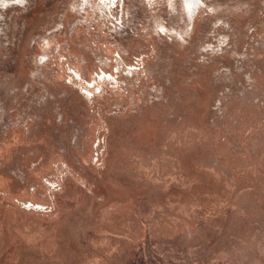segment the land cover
Wrapping results in <instances>:
<instances>
[{
  "label": "rangeland",
  "instance_id": "rangeland-1",
  "mask_svg": "<svg viewBox=\"0 0 264 264\" xmlns=\"http://www.w3.org/2000/svg\"><path fill=\"white\" fill-rule=\"evenodd\" d=\"M12 1L0 264H264V0Z\"/></svg>",
  "mask_w": 264,
  "mask_h": 264
},
{
  "label": "bare ground",
  "instance_id": "bare-ground-1",
  "mask_svg": "<svg viewBox=\"0 0 264 264\" xmlns=\"http://www.w3.org/2000/svg\"><path fill=\"white\" fill-rule=\"evenodd\" d=\"M188 1V0H187ZM190 1H192V0H190ZM2 5H5L6 7L7 6H10V5H15V2L14 1H12V0H7L6 2H5V4H0V6L1 7H3ZM113 7H116L114 4L112 5ZM110 11V10H109ZM111 12V11H110ZM100 79H102V77L100 78Z\"/></svg>",
  "mask_w": 264,
  "mask_h": 264
}]
</instances>
